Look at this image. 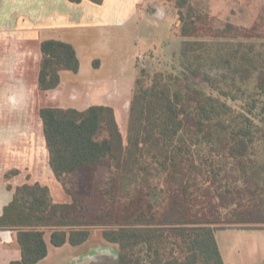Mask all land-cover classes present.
Segmentation results:
<instances>
[{
	"label": "trees",
	"instance_id": "1",
	"mask_svg": "<svg viewBox=\"0 0 264 264\" xmlns=\"http://www.w3.org/2000/svg\"><path fill=\"white\" fill-rule=\"evenodd\" d=\"M177 7L179 62L140 67L126 134L109 105L40 109L51 168L71 200L40 183L14 188L0 228L17 232L22 255L9 264L44 259L48 229L53 245H79L97 226L118 244L120 264H225L217 230L264 228V39L188 38L206 16L187 0ZM41 50L40 89L79 70L72 44L46 39ZM209 67L211 89L194 85ZM99 166L103 207L88 220L67 182Z\"/></svg>",
	"mask_w": 264,
	"mask_h": 264
},
{
	"label": "crops",
	"instance_id": "2",
	"mask_svg": "<svg viewBox=\"0 0 264 264\" xmlns=\"http://www.w3.org/2000/svg\"><path fill=\"white\" fill-rule=\"evenodd\" d=\"M165 18L163 6L147 0H103L100 4L90 0H0V119L14 117V122L7 121L0 129V148L6 147L13 155L9 165H0V215L13 199L14 188L24 183L49 186L54 199L66 194L50 165L41 108L83 110L109 105L123 131L140 67H148L150 62L157 67L156 57L165 56L163 48L160 52L148 48L144 54L136 51L141 30L150 25L171 32ZM46 39L72 44L80 67L77 72L61 71L60 84L42 90L38 79L41 44ZM180 50L169 56L172 64ZM92 232L79 245L55 246L46 241L48 254L37 264H80L95 249H83ZM21 255L17 232L0 228V264H9ZM110 258L116 263L114 256Z\"/></svg>",
	"mask_w": 264,
	"mask_h": 264
},
{
	"label": "rangeland",
	"instance_id": "3",
	"mask_svg": "<svg viewBox=\"0 0 264 264\" xmlns=\"http://www.w3.org/2000/svg\"><path fill=\"white\" fill-rule=\"evenodd\" d=\"M178 1L147 0V2H153L163 6L166 12L164 24L172 28L171 33L169 31L170 28L161 27V32L162 30L165 31V33L162 32L164 34L158 28L150 25H144L141 30L142 37L138 42L136 51L144 54L148 51V48L156 49V52H160L161 48H163L162 53L165 56H157L156 60H154L157 68H169V66L173 65L169 56L173 55L181 47L182 38L176 34L179 27L177 14ZM187 3L194 6L198 12L206 16V18L196 20L197 32L188 38L217 39L236 35L238 38L250 37L264 39V0H187ZM153 34L155 36L151 38ZM170 48L172 51H170ZM178 62L177 58L174 64L177 65ZM148 68L154 70L156 66L150 62ZM209 69L211 68L202 69L197 76H192L191 82L198 87L211 89L213 84L211 82L214 76H211V80L207 79L210 77L207 74L209 73ZM211 75H216L213 73V70ZM11 116H14L13 113ZM9 118H13V120L9 119L8 121L6 117L0 119V129L6 126L8 122H14V117ZM123 125V132L126 134L128 120ZM0 150V165H9L10 163L8 162H10L9 160L13 156L12 153L6 147L0 148ZM104 170L105 168L103 166L86 170L80 177H73L67 182L72 193L78 198L84 199V207L80 210L81 217L84 219H95V215L103 207V199L100 195L99 186L103 179L102 172ZM65 193V196L56 195L54 200L70 201V194L66 191ZM216 235L228 264H264V228H224L217 230ZM45 238L50 244L49 229L46 231ZM91 248L106 249L111 256L116 258V263H113V259L111 260L109 257L108 263L120 264V248L118 244H111L103 239L101 227L97 226L93 229L91 240L83 249L85 251ZM65 249L68 250V248Z\"/></svg>",
	"mask_w": 264,
	"mask_h": 264
},
{
	"label": "flooded vegetation",
	"instance_id": "4",
	"mask_svg": "<svg viewBox=\"0 0 264 264\" xmlns=\"http://www.w3.org/2000/svg\"><path fill=\"white\" fill-rule=\"evenodd\" d=\"M111 254L104 248H95L87 257H84L80 264H110L108 258ZM79 264V262H76Z\"/></svg>",
	"mask_w": 264,
	"mask_h": 264
}]
</instances>
